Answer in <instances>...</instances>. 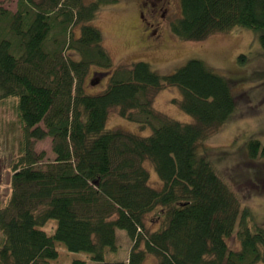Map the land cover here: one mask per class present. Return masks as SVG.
Returning a JSON list of instances; mask_svg holds the SVG:
<instances>
[{"label": "trees", "instance_id": "obj_1", "mask_svg": "<svg viewBox=\"0 0 264 264\" xmlns=\"http://www.w3.org/2000/svg\"><path fill=\"white\" fill-rule=\"evenodd\" d=\"M113 1L0 5V103L16 100L23 133L10 197L0 208V264H53L57 243L102 262L105 249H116V229L132 246L126 263L106 264H142L147 255L157 264H264V227L250 220L202 149L235 111L229 82L197 59L168 75L141 61L114 66L93 25L102 4ZM179 8L170 30L180 40L241 27L257 31L264 49V0H179ZM93 69L107 79L98 93L87 90ZM167 88L179 89L173 103L192 123L154 109ZM113 109L151 134L107 129ZM45 139L52 159L35 150ZM247 148L251 159L264 156L258 140ZM50 220L52 235L41 228ZM232 236L236 250L227 244Z\"/></svg>", "mask_w": 264, "mask_h": 264}, {"label": "rangeland", "instance_id": "obj_2", "mask_svg": "<svg viewBox=\"0 0 264 264\" xmlns=\"http://www.w3.org/2000/svg\"><path fill=\"white\" fill-rule=\"evenodd\" d=\"M143 1L114 0L104 3L93 22L102 33L103 45L114 66L141 61L149 64L158 74L168 75L187 61L197 59L227 79L236 101L235 111L203 142L202 149L206 150L213 169L240 198L242 208L250 210V220L264 227V156L258 153L256 158L251 159L247 148L250 140H258L264 147V49L259 43V33L235 27L202 41H183L170 30L171 21L180 14L179 0H168L164 17L158 18L160 24L156 28L144 26V19H148L149 15L142 11ZM0 5L13 10L15 0H0ZM74 31L78 34V28H74ZM95 78L97 80L93 82ZM89 82L88 92L98 93L106 86V75L93 69L86 78V83ZM180 99L178 88H167L156 95L154 109L175 121L192 123L193 119L173 103V100ZM15 106L14 98L0 103V208L10 197L11 164L19 156L23 139ZM106 128L144 137L151 134L150 129H141L139 125L121 118L115 109L108 115ZM34 146L36 152L44 151L48 159L53 158L50 139L35 141ZM148 168L154 185L157 176L150 164ZM151 218H154L153 214L148 216L149 220ZM55 227L56 221L50 220L41 228L52 235ZM227 244L231 249L239 248L235 236L227 239ZM131 246L132 241L127 233L116 229V249H105L104 261L94 262L88 253L69 252L64 244L57 243L58 257L52 263L71 264L74 259L83 260L85 264L126 263ZM142 264H157V261L155 257L147 255Z\"/></svg>", "mask_w": 264, "mask_h": 264}, {"label": "flooded vegetation", "instance_id": "obj_3", "mask_svg": "<svg viewBox=\"0 0 264 264\" xmlns=\"http://www.w3.org/2000/svg\"><path fill=\"white\" fill-rule=\"evenodd\" d=\"M168 5V0H144L141 3L142 11H144V13H148L149 15L148 19H144V26L146 28L159 27L160 20L158 18L164 17ZM140 16L142 17V19L144 18L143 12H141Z\"/></svg>", "mask_w": 264, "mask_h": 264}]
</instances>
